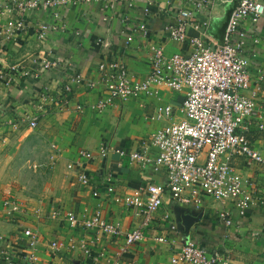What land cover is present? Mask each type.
I'll return each instance as SVG.
<instances>
[{"label":"crops","instance_id":"obj_1","mask_svg":"<svg viewBox=\"0 0 264 264\" xmlns=\"http://www.w3.org/2000/svg\"><path fill=\"white\" fill-rule=\"evenodd\" d=\"M148 2L152 5L145 13ZM183 5L178 0H147L131 9L120 5L105 9L103 4L90 3L61 7L58 20L52 19L50 10L41 8L26 13L18 9L5 15L0 13V28L7 19L23 18L27 24L15 41H0V238L16 262L25 263L28 242L23 232L29 229L36 234L39 264H108L113 259L120 264H170L174 253L188 241L198 243L208 252L225 254L231 264H264V170L239 156L233 157L230 167L240 177L245 194L263 202L262 207L249 208L244 216L239 215L232 201L204 197L200 213L193 207L177 205L165 193L162 206L154 212L148 226L142 228L144 240L134 243L126 252L121 251L123 234L110 238L81 226L97 209L106 222L118 223L123 233L142 226L143 218L135 216L133 209L115 203L105 188L110 184L114 195L122 196L148 184L164 185V171H154L150 165L141 168L113 152L93 160L78 153L95 154L101 146L131 153L140 151L142 142L155 130L180 119L183 95L158 87L154 97L136 94L115 101L104 112L85 109L80 113L76 106L97 101L101 89L74 86L65 94L63 86L78 74L84 80H97L98 64L109 59L123 62L130 73L143 79L150 71V42H160L168 54H186V44L167 40L163 32L164 25L175 21ZM232 7L230 2L212 0L195 19L198 25L204 20L209 23L203 38L206 44L222 42ZM39 23L57 25L44 44L36 37L35 25ZM138 24L146 26V36L133 32ZM196 31L190 30L188 34L197 36ZM241 31L246 34L242 55L251 63L250 85L245 94H254L256 104L255 116L246 122L247 138L252 148L264 156V129L259 128L264 126V21L254 24L244 20ZM127 36L132 37L128 45ZM98 39L106 45L98 44ZM37 56L56 60L60 65L42 71L31 61ZM160 105L172 107L171 120L150 119ZM14 117L35 118L37 127L32 130L21 124L14 129L10 125ZM33 132L41 136L40 141ZM45 146L54 147L57 156L51 160L50 150L44 154V163L52 171H44L42 188L21 185L18 178H28L32 171L22 172V166L16 169L31 162L33 148ZM81 173L88 176V186L79 183ZM94 189L98 190L97 196L92 193ZM11 197L18 198L21 211L7 216L2 202ZM53 210L59 212L55 219L49 217ZM221 211L229 214L230 226L220 220ZM69 213L79 224L70 225L66 219ZM155 238H164L165 242H156ZM52 243H56L57 250L50 248Z\"/></svg>","mask_w":264,"mask_h":264},{"label":"built area","instance_id":"obj_2","mask_svg":"<svg viewBox=\"0 0 264 264\" xmlns=\"http://www.w3.org/2000/svg\"><path fill=\"white\" fill-rule=\"evenodd\" d=\"M147 0H0V13L9 14L14 9L22 13L31 12L39 8L50 10L53 20H58L61 7H79L81 5L98 3L104 8L120 5L131 9L139 2ZM183 8L178 9L175 21L167 22L163 32L167 40L186 44L188 52L168 54L160 42H150L147 51L150 58V71L143 78L138 79L130 73L121 61L109 59L100 62L97 66L98 79L84 80L78 74L63 86L65 94L72 91L74 86H86L88 90L101 89V97L94 103L86 106H76L82 113L87 109L101 113L112 107L117 100L127 99L136 94L146 97L156 96V88L166 87L174 92L182 93L183 99L179 108L180 119L168 122L155 130L152 135L142 142L140 151L125 152L124 150L101 146L97 153L80 151L78 155L86 160L105 158L113 152L120 157H126L132 164L141 168L151 166L154 171L163 170L166 182L161 184H148L137 188L126 195H114V188L108 184L105 188L113 200L127 208L133 209L135 216L143 218L142 226L123 233L118 223H108L99 209L92 216L81 222L85 229L103 232L110 238H118L123 234L126 252L134 243L144 240L142 228L150 223L154 212L158 211L163 203V195L177 205L190 206L201 211L204 197L215 201H232L244 216L245 211L253 206L263 205L260 198L246 195L242 181L230 167L233 157L246 158L254 164L260 165L264 170V156L252 148L247 138L248 127L246 122L255 116L254 94L250 96L245 92L249 89L250 76L248 69L251 65L249 58L242 55L245 32L241 31V24L249 20L256 24L264 21L263 0H218L230 2L233 7L228 16L223 40L216 45L206 44L203 38L209 27L207 20L198 25L195 19L204 12L212 0H178ZM151 2L147 3L144 12L148 13ZM27 24L23 18L7 19L0 28V41L13 42L18 35L25 31ZM57 30L55 23H39L35 25L37 40L44 44L50 33ZM197 30V36H190L188 31ZM146 36L148 30L144 24H138L133 32ZM132 42L127 36L125 43ZM257 41L254 40V43ZM97 43L106 45L102 39ZM31 61L42 71H49L59 67V62L32 57ZM262 78V77H260ZM9 82L7 83V85ZM259 90V88H257ZM65 103L68 102L66 100ZM173 109L169 105L157 106L150 117L151 120H171ZM26 125L29 129L37 127L35 118L14 117L10 125L18 129ZM264 129L263 124L259 126ZM153 150V151H151ZM151 153L153 155H151ZM72 168L71 165L68 166ZM82 186L89 185V178L85 173L78 176ZM97 189L93 195L97 196ZM5 215L21 211L20 205L11 198L2 202ZM59 212H50L51 219L57 218ZM228 213L221 211L219 218L225 226L231 225ZM71 226L79 224L74 214L66 215ZM174 230V226L171 225ZM23 235L27 239L28 253L24 264H39L35 253L37 243L34 231L26 229ZM156 242L164 243V238H155ZM0 238V263L20 264L13 260L9 252L2 246ZM57 250L56 243L50 245ZM88 254L87 250H84ZM231 264L230 259L217 251L208 252L194 241H188L181 246L171 258L170 264ZM108 264H120L117 259L109 260Z\"/></svg>","mask_w":264,"mask_h":264},{"label":"rangeland","instance_id":"obj_3","mask_svg":"<svg viewBox=\"0 0 264 264\" xmlns=\"http://www.w3.org/2000/svg\"><path fill=\"white\" fill-rule=\"evenodd\" d=\"M34 133L35 138L40 141V137L38 135V133ZM40 142H38L39 144ZM48 150H50L51 154V160H53L55 158L56 155V149L54 147L51 146H45V147H36L33 148V150L31 151L33 157L31 158V162L26 164H21L20 166H18V169H20L22 172L24 171H32V176L28 177V178H18V181L21 185H28V186H34L37 187L39 190L42 188V185L45 183L44 180L46 179L44 174H45V170H47L48 172L52 171L50 169H47L48 167L46 166V164L44 163V154L48 153ZM56 159V158H55ZM28 166H32L30 169H28ZM19 176V175H17ZM17 181V182H18ZM18 185V183H17ZM4 200L7 198H3ZM11 199H13L15 202H17L16 200H18L17 197H11ZM19 201V200H18ZM18 203V202H17Z\"/></svg>","mask_w":264,"mask_h":264}]
</instances>
